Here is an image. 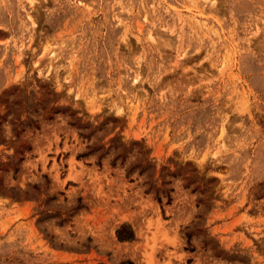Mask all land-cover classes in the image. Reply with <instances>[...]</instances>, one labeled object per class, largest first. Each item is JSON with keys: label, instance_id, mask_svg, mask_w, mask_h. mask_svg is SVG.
Returning <instances> with one entry per match:
<instances>
[{"label": "rangeland", "instance_id": "1", "mask_svg": "<svg viewBox=\"0 0 264 264\" xmlns=\"http://www.w3.org/2000/svg\"><path fill=\"white\" fill-rule=\"evenodd\" d=\"M0 264H264V0H0Z\"/></svg>", "mask_w": 264, "mask_h": 264}, {"label": "trees", "instance_id": "2", "mask_svg": "<svg viewBox=\"0 0 264 264\" xmlns=\"http://www.w3.org/2000/svg\"><path fill=\"white\" fill-rule=\"evenodd\" d=\"M129 171H127L126 174H128ZM155 200L157 203H160L159 199L155 197ZM168 203V200H167ZM115 237L118 242H126L131 241L133 239L132 232L130 228L127 225H121L116 231H115Z\"/></svg>", "mask_w": 264, "mask_h": 264}]
</instances>
